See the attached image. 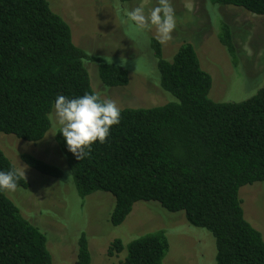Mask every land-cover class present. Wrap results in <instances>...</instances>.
<instances>
[{
	"label": "trees",
	"instance_id": "obj_1",
	"mask_svg": "<svg viewBox=\"0 0 264 264\" xmlns=\"http://www.w3.org/2000/svg\"><path fill=\"white\" fill-rule=\"evenodd\" d=\"M209 3L264 16V0ZM233 33L230 24L220 22L218 38L235 67L239 57ZM150 45L158 85L175 100L121 109L120 123L111 127L107 141L95 142L81 160L68 150L63 133L56 135L81 197L112 194L114 226L123 224L140 201L184 211L192 226L215 237L216 264H264L263 234L245 217L240 198L242 187L264 182V86L242 102L215 101L210 97L213 77L193 44L184 43L171 60L155 37ZM86 61L99 65L106 87L129 84L126 68L109 65L75 43L70 24L49 0H0V133L29 142L44 139L58 95L97 94ZM22 159L43 175L64 177L60 166L27 153ZM13 167L0 147V171ZM29 185L26 178L18 182L21 188ZM22 212L8 191H0V264H53L46 234ZM169 249L166 231L159 229L127 245L116 239L109 255L127 250L122 264H163ZM91 262L83 233L77 264Z\"/></svg>",
	"mask_w": 264,
	"mask_h": 264
},
{
	"label": "rangeland",
	"instance_id": "obj_2",
	"mask_svg": "<svg viewBox=\"0 0 264 264\" xmlns=\"http://www.w3.org/2000/svg\"><path fill=\"white\" fill-rule=\"evenodd\" d=\"M51 8L71 26L75 43L91 55H111L112 64L128 58L124 67L130 82L124 87H106L100 78L99 65L86 61L94 91L102 99H113L120 109L163 105L175 97L158 85L160 73L150 45L155 28L147 38L136 40L126 35L121 24L124 9L143 5L148 10L158 0H49ZM176 19L172 39L162 44L164 57L171 60L184 43L195 46L202 67L213 77L211 99L218 102H242L264 86V16L241 7L213 6L209 0H170ZM210 5V7H209ZM231 25L238 49L239 64L234 67L218 38L220 22ZM139 58V70L135 60ZM136 71V72H135ZM158 73V75H157ZM159 77V78H157ZM52 127L38 142L0 133V147L20 171H25L28 188L18 187L8 196L22 209L24 217L39 226L47 236L53 264H77L78 242L83 233L89 239L91 264H122L127 250L109 255L111 244L120 239L126 245L136 238L164 229L170 249L163 264H216V239L206 229L192 226L184 211L171 212L159 202H137L132 213L119 226L111 223L115 197L97 191L81 197L72 171L56 141L59 125L55 108ZM32 154L47 163L60 166L65 174L55 178L28 166L23 154ZM245 217L264 237V182L246 185L240 190Z\"/></svg>",
	"mask_w": 264,
	"mask_h": 264
},
{
	"label": "clouds",
	"instance_id": "obj_3",
	"mask_svg": "<svg viewBox=\"0 0 264 264\" xmlns=\"http://www.w3.org/2000/svg\"><path fill=\"white\" fill-rule=\"evenodd\" d=\"M210 7V5H209ZM121 24L126 25V35L133 40L137 37L147 38L148 33L155 28L156 39L166 44L172 39L176 28L174 8L170 0H158L157 6L148 10L143 5L131 10L124 9ZM106 63L111 65V55L103 56ZM118 67H127L128 58L121 54ZM136 71L139 70L140 59L135 60ZM135 71V72H136ZM59 133L67 142L68 150L78 160L91 154L92 145L99 141L105 143L110 135V129L121 120V109L113 99H102L95 93H86L75 98L58 95L54 102ZM26 178L25 171L15 167L8 171H0V191L14 192L19 180Z\"/></svg>",
	"mask_w": 264,
	"mask_h": 264
}]
</instances>
